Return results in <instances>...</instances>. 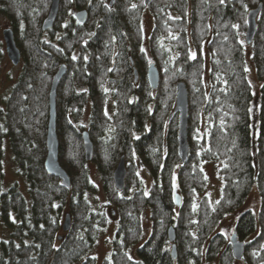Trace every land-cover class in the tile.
<instances>
[{
  "label": "trees",
  "instance_id": "obj_1",
  "mask_svg": "<svg viewBox=\"0 0 264 264\" xmlns=\"http://www.w3.org/2000/svg\"><path fill=\"white\" fill-rule=\"evenodd\" d=\"M259 2L257 30L247 43V12ZM50 3L0 0L21 55L20 69L0 98V264H99L91 249L112 220L111 250L100 264H235L217 227L237 210L233 232L245 242L242 261L264 264V0H60L53 26L42 30ZM84 8L81 23L74 10ZM145 11L152 19L148 34ZM149 61L160 72L157 88L147 80ZM61 63L67 68L57 87L56 130L70 186L44 166L48 94ZM179 80L189 96L185 163L173 111ZM84 131L94 146L90 160ZM5 149L24 189L19 179L3 185ZM122 155L126 177L118 190L112 173ZM88 161L97 165L106 193L99 206L91 200L96 186ZM205 163L216 165L220 177L214 197L206 192ZM252 189L257 210H241ZM67 212L71 225L63 230Z\"/></svg>",
  "mask_w": 264,
  "mask_h": 264
},
{
  "label": "water",
  "instance_id": "obj_2",
  "mask_svg": "<svg viewBox=\"0 0 264 264\" xmlns=\"http://www.w3.org/2000/svg\"><path fill=\"white\" fill-rule=\"evenodd\" d=\"M116 0H109V5H113ZM145 3L151 0H144ZM60 0H51L49 11L42 21V30L49 29L53 26L55 19L59 11ZM262 7V2H259L256 7L250 8L247 12V28L245 32V39L247 43H250L257 30V15ZM76 19L83 23L87 18V10L80 9L75 12ZM2 34L5 41L7 55L10 60L17 64L20 61L21 55L18 46L16 45L13 31L10 27H6L2 30ZM66 64L61 63L54 72L51 84L49 88V118L46 131V148L47 153L44 160V166L47 173L55 175L60 178L61 183L64 186H70V177L65 168L59 161V139L56 130V93L58 84L66 71ZM135 79H137L138 73L134 69ZM147 80L152 88H157L160 81V72L157 65L154 62L149 63L147 67ZM174 112L178 114V127H177V140H178V155L182 163H185L189 158L190 147L188 143V118H189V96L186 83L183 80H179L176 83L175 89V105ZM82 141L85 152V158L90 160L93 156V142L90 139L88 131L82 133ZM126 177V165L125 159L122 155L118 161L116 167L113 170L112 178L114 187L118 190H122L125 185ZM174 202L177 206L182 204V196L178 191L174 192ZM177 197L179 199H177ZM71 225V217L67 212L65 214L62 229L67 230ZM167 237L171 242V254L173 258L177 256L176 249V232L173 225L167 228ZM231 246V252L235 259H242L245 251V242L238 238L236 233H232L229 238Z\"/></svg>",
  "mask_w": 264,
  "mask_h": 264
},
{
  "label": "rangeland",
  "instance_id": "obj_3",
  "mask_svg": "<svg viewBox=\"0 0 264 264\" xmlns=\"http://www.w3.org/2000/svg\"><path fill=\"white\" fill-rule=\"evenodd\" d=\"M8 25L7 18L0 13V49L2 50V56L0 59V98L2 96H5L6 90L8 89L11 82H13L14 78L16 77L19 69H20V63H13L10 58L7 56L6 48H5V41L2 34V30L6 28ZM143 26H144V32L146 34L149 33L151 26H152V19L151 15L148 11H145V14L143 16ZM250 65V72L249 77L254 85V88L257 89L258 87V81L255 78L254 74V68L251 63ZM87 117L85 116L83 118V122H86ZM3 154V185L7 186L11 183H13L15 180L19 179L20 187L24 189L23 182L20 178H18L15 170V166L12 160V155L8 150H4ZM88 170L90 174V178L93 182V184L96 186V191L91 195V200L95 206H99L102 203L107 201L106 193L103 187L102 178L100 176V173L97 169V165L93 161H88ZM203 168L205 170L206 176H207V186H206V192L211 194L213 197L216 195V192L218 191L220 187V177L217 174V166L213 163H205L203 164ZM146 182L149 181V179L145 178ZM259 203V197L256 189H252V191L249 193L244 205H242L241 210L245 208H251L253 210H257ZM110 212V209L108 210ZM113 215V214H112ZM238 215V210L233 211L229 214H227L219 223L217 229L219 231H222L226 234L227 240L229 241V238L233 232L234 223L236 220V217ZM113 218V217H111ZM146 221V222H145ZM144 223L146 226V232L148 231V222L147 219H144ZM115 220H112L109 222L108 226L106 227L105 231L99 236L97 239L95 245L91 249V254L94 255L97 259V262L100 264V260L104 256H106L110 250H111V236L112 232L115 228ZM0 236H2V226L0 225ZM235 264H244L242 259H236Z\"/></svg>",
  "mask_w": 264,
  "mask_h": 264
},
{
  "label": "snow or ice",
  "instance_id": "obj_4",
  "mask_svg": "<svg viewBox=\"0 0 264 264\" xmlns=\"http://www.w3.org/2000/svg\"><path fill=\"white\" fill-rule=\"evenodd\" d=\"M219 2H220V4H224L225 0H219ZM241 2H242V0H241ZM242 6L245 8V10H247V5H246V4H243V3H242ZM136 7H137V5H135V4L132 5V8H136ZM245 23H248V21L245 20ZM65 27H67V25H65ZM232 27H233V28H236V29L238 30L239 27H240V25H239V24H234V25H232ZM113 39H115V38L113 37ZM86 43H87V41H85V44H86ZM239 43H240V44H244L245 41L241 39V40L239 41ZM142 50H143V49H142ZM195 57H196V54H195V53H192V58L195 59ZM72 59H73V60H77L78 57H77L76 55H73V56H72ZM84 59L87 60L88 57L85 56ZM149 63H151V61H149ZM110 70H111V69H110ZM245 71H247V69H245ZM225 83H226V82H225ZM262 87H264V86H262ZM105 91H108V90L105 89ZM197 91H198V89H197ZM252 110H253L252 108H249V109H248L249 112H252ZM224 123H225L224 120H221V121H220L221 126H223ZM109 131H112V129H109ZM196 132H197V134H196V136H195V139H196L197 141H199L200 139H202V136L199 134V130H198V129L196 130ZM136 138L139 139V137H136ZM177 167H180V165H177ZM136 175L139 176V172H137ZM174 186H175V185H174ZM148 194H149L148 192H145V193H144V195H148ZM177 199H179V198L177 197ZM217 203H219V201H217ZM55 206H56V207H59V205H55ZM196 207H197V205H193V208H196ZM214 210H215V209H214ZM177 215H178V214H177ZM17 247H19V245H17Z\"/></svg>",
  "mask_w": 264,
  "mask_h": 264
},
{
  "label": "flooded vegetation",
  "instance_id": "obj_5",
  "mask_svg": "<svg viewBox=\"0 0 264 264\" xmlns=\"http://www.w3.org/2000/svg\"><path fill=\"white\" fill-rule=\"evenodd\" d=\"M107 4H109V0H104ZM85 9V8H84ZM78 10H80V9H78ZM75 12L77 11V10H74ZM77 20V19H76ZM78 21V20H77ZM6 27H8V25L6 26ZM5 48H6V46H5ZM6 53H7V51H6ZM8 56V55H7ZM19 63H20V61H19ZM3 160V159H2Z\"/></svg>",
  "mask_w": 264,
  "mask_h": 264
}]
</instances>
